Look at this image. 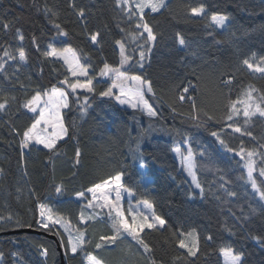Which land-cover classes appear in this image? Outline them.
<instances>
[{"label":"trees","instance_id":"obj_1","mask_svg":"<svg viewBox=\"0 0 264 264\" xmlns=\"http://www.w3.org/2000/svg\"><path fill=\"white\" fill-rule=\"evenodd\" d=\"M166 5L158 13L145 11L157 41L141 68L137 61L143 38L133 40L132 34L142 30L135 28L137 17L129 19L115 0H0V56L3 48L14 51L21 44L17 30L25 37L27 53L26 63L8 60L0 72V101L8 100V107L0 111V264H62L53 240L12 233L27 228L59 237L65 264H84L83 253L68 259L63 233L39 226L40 204L61 217L71 232H83L86 251L103 264H223L219 249L226 245L243 254L242 264H264V244L252 239L264 237V202L247 184L240 157L211 135L220 132L237 151L241 145L260 150L264 143V118L254 117L247 125L243 116L234 118L255 140L227 127L234 122L227 120L230 99L241 96L249 85L258 90V97L264 94V76L242 65L253 53L264 56V0H168ZM198 5L205 7L209 17L227 15V28L219 30L210 19L191 17L188 7ZM79 9L84 17L76 14ZM3 23L9 24L7 30ZM55 24L67 35H59ZM97 32L99 43L93 44L90 35ZM177 33L184 37L185 47L179 45ZM116 40L125 44L131 57L130 66L121 71L152 82L154 95L147 93L145 98L155 117L126 108L115 98L99 96L112 85L111 77L103 80L100 75L104 63L120 66ZM53 47L76 52L80 65L93 78L95 91H66L70 106L61 115L68 133L56 149L22 150L21 137L13 129L22 134L38 118V112L22 107L24 102L36 90L64 89L61 82L72 81L62 61L42 55ZM229 78L231 84L222 83ZM185 87L189 92L181 102ZM85 97L90 105L86 111L81 107ZM186 145L193 152L203 197L200 193L192 197L194 191L174 155V148L186 154ZM139 164L145 167L147 182L142 181ZM116 173L123 174L122 184L133 191V203L149 200L155 214L166 221L159 231L146 229L140 234L151 251L146 252L127 233L114 245L103 243L99 237L112 234V220L80 218L92 201L87 189ZM57 186L63 187L59 194ZM81 192L83 197L78 196ZM18 221L22 226H17ZM192 230L199 236L195 257L178 244L179 233ZM96 243L102 247L96 249ZM44 249L47 256L42 254Z\"/></svg>","mask_w":264,"mask_h":264},{"label":"snow or ice","instance_id":"obj_2","mask_svg":"<svg viewBox=\"0 0 264 264\" xmlns=\"http://www.w3.org/2000/svg\"><path fill=\"white\" fill-rule=\"evenodd\" d=\"M116 6L121 8V10L128 15L129 19L133 15L137 17V22L135 23L136 29H141L142 31L138 33H133V40L143 38V42L139 44V60L137 63L141 68L144 67V61L151 53L152 49L155 47L157 41V35L154 32L152 26L145 19V10L149 9L152 13H158L164 9L166 5V0H115ZM75 8V5H70ZM133 6L135 11H133ZM79 17H84L85 13L83 9L77 10L76 13ZM188 14L191 17H203L210 19V24L215 25L218 28H225L229 21L227 15L221 14H212L208 16L205 7L203 5L198 6H189ZM2 27L4 30L9 28L8 23H3ZM54 27L57 29L58 34L66 36L67 32L64 31L60 24H55ZM146 34V35H145ZM100 33L90 35V40L93 44H98V37ZM17 38L21 42L19 46L14 51H9L8 48H3V55L0 56V72L5 71V64L8 60L15 61L19 60L21 63L27 62V53L23 46V41L25 37L23 34L17 30ZM177 40L181 47L186 46V41L182 35L177 33ZM33 44H36V39L33 37ZM116 45L119 47L120 53V66L114 67L108 63H104L103 68L100 72L101 76H109L110 74L114 76L112 85L106 90L100 91V97H110L113 96V89L119 88V95H115V100L121 104H127L131 108H140L147 114L149 117H155L157 113L153 110L152 106L149 104L148 100L145 99V90L148 93H153V86L150 80L142 79L138 75H127L125 72L121 71V68L124 65L129 64L131 57L126 55L125 44L121 40L115 41ZM42 55L44 57H53L56 59H62L64 63L68 66V70L72 73L73 76H87V69L81 66L78 62L76 52L72 48H64L58 50L57 48H50L46 51H43ZM242 65L248 69L253 74H259L264 76V56L257 57L255 53L252 54L249 58L242 60ZM131 81V86H126L128 82ZM61 83H68L67 80L62 81ZM224 84H231L232 79L223 80ZM93 78L89 77L86 83H80L77 81L74 84H71L72 93H75L77 88H84L90 93H94ZM189 85L191 82L189 81ZM258 90L252 85H249L248 88L242 93L241 96H238L236 99H230L227 104V120L234 121V118L240 117L241 115L244 118V124L247 125L254 117L264 118V94L255 97L254 92ZM189 92V87L183 89V93L179 95V100L183 102L186 99L185 93ZM68 93L63 89L53 86L50 90L40 91L36 90L35 94L27 99L22 105L23 108L27 109L29 112L37 113L38 118L34 120L30 127L22 132V134L13 129L16 135H19V147L24 149H30L37 145H41L44 149L52 151L57 148L58 142L64 140L67 136L68 130L64 126L63 119L61 116V110L68 108ZM14 99V98H13ZM86 106L88 105V97L84 98V104L81 106L84 111H86ZM8 107V100L5 97L0 101V111L5 110ZM193 108H195V102L193 98ZM194 119H199V117H194ZM209 120H212L211 115L208 116ZM234 133H239L241 136H249L253 140L255 137L253 134L248 131L246 128L241 127L235 121L227 125ZM211 135L216 138L219 144L225 148L228 152H234L236 156H239L242 161H244V168L246 170V182L250 185L253 193H255L260 201H264V180H259L256 178L255 173L257 172V156L261 158L260 166L258 169L259 176L264 177V143L259 145L258 150L256 147L251 149H246L241 145L239 150L232 148L225 139L222 138L221 133L218 131H212ZM175 151L180 155L184 169L192 177V182L196 188L200 189V195L203 197L204 190L198 182L195 174V161L193 157V152L191 148L187 150V154L180 153L179 149ZM201 156L204 155L203 152L200 153ZM76 156H80V150H76ZM143 167V165H142ZM122 173H116L114 176H110L108 179L103 180L101 183L95 184L93 187L87 189L89 193L93 194V199L97 200L96 193L100 192L103 194L102 202L93 203L89 201L87 207L89 208H100L101 210L107 208L108 215L112 219V234L108 236H100L99 240L106 244H116L117 240L122 237L123 233H127L136 240L146 252L151 251L150 246L145 242L140 233L144 229H154L159 231V229L164 228L166 221L160 216L156 215L153 211L151 215H146L139 207H133L129 204L127 209V215L122 207V194L127 193L129 196H133L134 193L131 189L124 187L121 183ZM110 185L115 187L112 191L115 192V199L113 200L110 196V193L105 191ZM55 191L59 194L63 191L62 186H57ZM229 196H236L235 192H229ZM79 197H83L84 193L81 192L78 194ZM142 204L148 209H152L154 206L149 200L145 199L142 201ZM41 211V219L38 221L41 228L50 229V225L61 224L66 226L65 222L61 217L54 216L52 209L48 208L45 204L39 205ZM115 213V216H112V213ZM127 216H131V221L128 220ZM81 220H85V215L81 212ZM92 216H88L87 219H92ZM8 219H11L9 217ZM17 226L20 225V222H17ZM31 225H29L30 227ZM79 232V230H78ZM179 236L189 237L190 242L185 243L184 239H178V244L180 248H186L187 254L189 256H196L199 250V236L195 230L190 232L179 233ZM256 242L264 244V237L254 236L252 237ZM208 241L212 240V236L207 237ZM85 238L84 233L79 232L76 237H73L69 233L68 241L65 247L69 249L70 255L68 259L76 257L78 252L83 253L84 264H103L101 258L92 252H88L85 249ZM102 243H96L95 248L100 249ZM43 255L47 256V249H44L42 252ZM219 254L223 257L224 264H242L243 254L237 253L231 246H223L219 249ZM15 255V254H13ZM3 259V253H0V260Z\"/></svg>","mask_w":264,"mask_h":264},{"label":"rangeland","instance_id":"obj_3","mask_svg":"<svg viewBox=\"0 0 264 264\" xmlns=\"http://www.w3.org/2000/svg\"><path fill=\"white\" fill-rule=\"evenodd\" d=\"M168 2V0H166V3ZM133 8H134V6H133ZM135 9V8H134ZM146 10H149V9H146ZM145 10V11H146ZM229 24V21H228V23H227V25ZM213 26H215V25H213ZM218 28V27H217ZM227 28V26L225 27V28H218L219 30H225ZM119 48V47H118ZM50 49V48H49ZM126 55H127V52H126ZM52 59H55V60H59V61H62L63 63H64V61L62 60V59H56V58H53V57H51ZM77 58H78V56H77ZM131 61V60H130ZM78 62H79V60H78ZM120 63V62H119ZM80 64V63H79ZM130 64H131V62H129V64H126V65H124V67H122L121 68V70H123V69H126V68H128L129 66H130ZM64 65H66L65 63H64ZM66 67L68 68V66L66 65ZM69 76L71 77V79H72V81H68V83H64V91L66 92V91H70V92H72V89H71V87H70V85L71 84H74V83H76L77 81H79L80 83H86L87 82V80H88V78H89V76L87 75V76H73L72 75V73L69 71ZM87 74H88V70H87ZM107 77L108 76H104L103 77V80H105V79H107ZM109 77H111L112 78V82H113V79L115 78L114 76H112L111 74L109 75ZM94 82V81H93ZM131 81H129L128 82V84L126 85V86H131ZM92 86H94V83H93V85ZM62 89V88H61ZM78 92H88L86 89H84V88H77L76 89V91H75V93H78ZM113 93H114V95L113 96H110V97H112V98H114V96L115 95H119V88H114L113 89ZM147 91L145 90V97H146V95H147ZM149 94V93H148ZM253 95L255 96V97H258L257 96V94H256V92H254L253 93ZM146 99V98H145ZM121 105V104H120ZM122 106H124V107H126V108H130V109H134V108H131V107H129L127 104H124V105H122ZM64 109H66V108H64ZM64 109H62L61 110V114H62V111L64 110ZM135 109H140V110H142L141 108H140V106H137V108H135ZM143 111V110H142ZM144 112V111H143ZM62 116V115H61ZM242 116V115H241ZM66 138V137H65ZM36 147H39V148H43L41 145H37ZM185 148H186V150H188L189 149V147H188V145H186L185 146ZM175 149H179V148H174V155H175V157H176V159L178 160V163H179V165L178 166H180V169H181V171L184 173V175L186 176V178H187V180L189 181V183H190V186H191V188H192V190L194 191V193H193V195H192V197L193 196H195V193H200V189H198V188H196L195 187V185L193 184V182H192V177L188 174V172L184 169V166H183V163H182V160H181V158H180V155H178V153L175 151ZM47 150V149H46ZM179 151H180V153H182V154H184V152H183V150H181V149H179ZM187 154V153H186ZM185 154V155H186ZM256 160H257V172L255 173V175H256V178L257 179H260V180H264V177H260L259 176V172H258V169H259V166H260V161H261V158L259 157V156H257L256 158H255ZM242 163H243V165H244V161H242ZM144 166V165H143ZM138 168H140V171H141V173H142V181L143 182H147L148 181V178H147V176H146V173H145V167H142V164H139V167ZM194 171H195V174H196V169H194ZM196 178H197V175H196ZM121 183H122V178H121ZM248 184V183H247ZM115 186L114 185H110L108 188H106L105 189V191H107V192H109L110 193V196H111V198L114 200L115 199V192L114 191H112V189L114 188ZM91 197H92V202L95 204V203H97V202H102V196H103V194L102 193H100V192H97L96 193V197L98 198L97 200H94L93 199V194H91L90 195ZM134 196V195H133ZM133 196H129L127 193H123L122 194V201H121V203H122V207H123V210L125 211V214L127 215V209H128V207H129V204H131L133 207H139L146 215H151V213L153 212V208L152 209H148L146 206H144L143 204H142V202H139V203H133L132 202V198H133ZM81 199V198H80ZM264 202V201H263ZM41 211V210H40ZM87 214H85V219H87V217L88 216H92L93 218L92 219H97L98 217H104V216H106V218L108 219V220H112L110 217H109V215H108V210H107V208H105V209H103V210H101L100 208H95V209H93V208H89L88 207V211L86 212ZM112 216H115V213L113 212L112 213ZM127 218H128V220L129 221H131V216H127ZM40 219H41V216H40ZM64 221V220H63ZM65 222V221H64ZM65 225H66V223H65ZM111 225H112V222H111ZM50 228H55V229H57L59 232H61V234L62 235H64V237L66 238V240L68 241V237H69V233L73 236V237H76L78 234L77 233H75V232H73V233H71L70 232V228L68 227V225H66V226H62L61 224H56V225H50ZM162 229V228H161ZM145 231H146V229H144ZM142 233V232H141ZM140 233V234H141ZM77 234V235H76ZM181 237V239H184L185 240V243H189L190 242V239L191 238H189V237H183V236H180ZM84 238H85V236H84ZM183 250H185V251H187V249L186 248H182ZM198 253V252H197ZM197 255V254H196ZM191 257H195V256H191ZM221 259H222V261H223V264H224V260H223V257L221 256Z\"/></svg>","mask_w":264,"mask_h":264},{"label":"water","instance_id":"obj_4","mask_svg":"<svg viewBox=\"0 0 264 264\" xmlns=\"http://www.w3.org/2000/svg\"><path fill=\"white\" fill-rule=\"evenodd\" d=\"M77 162H78V160H77ZM12 233L45 236V237L53 240L56 243L58 252L60 253L61 263L65 264L64 249H63V246H61L62 244H61L59 237H57L56 235H52V234L50 235L49 233H46V232L40 231V230H36L33 228H27V229L19 230V231L12 232ZM12 233H10V234H12Z\"/></svg>","mask_w":264,"mask_h":264},{"label":"crops","instance_id":"obj_5","mask_svg":"<svg viewBox=\"0 0 264 264\" xmlns=\"http://www.w3.org/2000/svg\"><path fill=\"white\" fill-rule=\"evenodd\" d=\"M89 193V192H88ZM92 193H89V195H91ZM71 232V231H70ZM72 233V232H71Z\"/></svg>","mask_w":264,"mask_h":264}]
</instances>
